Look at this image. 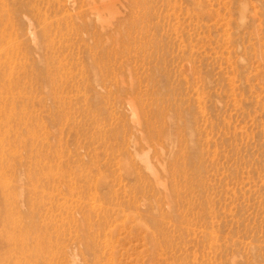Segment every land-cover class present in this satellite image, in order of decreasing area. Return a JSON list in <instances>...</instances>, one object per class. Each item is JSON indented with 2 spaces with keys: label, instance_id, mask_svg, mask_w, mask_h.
Wrapping results in <instances>:
<instances>
[{
  "label": "rangeland",
  "instance_id": "rangeland-1",
  "mask_svg": "<svg viewBox=\"0 0 264 264\" xmlns=\"http://www.w3.org/2000/svg\"><path fill=\"white\" fill-rule=\"evenodd\" d=\"M0 264H264V0H0Z\"/></svg>",
  "mask_w": 264,
  "mask_h": 264
},
{
  "label": "bare ground",
  "instance_id": "bare-ground-1",
  "mask_svg": "<svg viewBox=\"0 0 264 264\" xmlns=\"http://www.w3.org/2000/svg\"><path fill=\"white\" fill-rule=\"evenodd\" d=\"M43 245V244H42Z\"/></svg>",
  "mask_w": 264,
  "mask_h": 264
}]
</instances>
